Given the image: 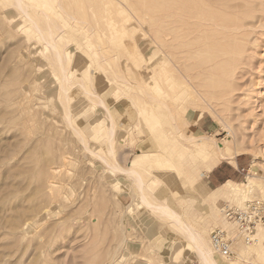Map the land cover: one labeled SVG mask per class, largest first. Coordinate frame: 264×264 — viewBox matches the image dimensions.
Listing matches in <instances>:
<instances>
[{
	"label": "rangeland",
	"instance_id": "374dc122",
	"mask_svg": "<svg viewBox=\"0 0 264 264\" xmlns=\"http://www.w3.org/2000/svg\"><path fill=\"white\" fill-rule=\"evenodd\" d=\"M149 1L34 0L33 20L18 16L10 22L6 12L13 5L0 0V264H201L184 233L143 202L132 177L112 166L128 168L141 152H148L136 167L144 195L195 228L205 227L208 239L209 231L223 225L219 208L224 203L264 198V0H225L232 2L228 5L204 0L216 4L213 13L220 10L219 17L213 14L217 20L205 10L208 2L184 0L178 14V8L171 9L179 5L174 2L173 22L170 17L166 24L164 0L150 1L157 11L147 8ZM198 9L209 17L208 26L189 15ZM225 10L231 12L223 15ZM27 22H36L44 34L52 26L63 36L59 47L47 48L41 31L26 28ZM71 22L76 26L67 25ZM65 48L70 50L63 55L64 68L69 67L66 92L55 54ZM187 48L209 62L199 59L200 64ZM188 65L195 77L186 75ZM149 81L158 87L151 88ZM102 104L113 115L112 140L111 119ZM92 123L98 124L90 128ZM216 143L233 155L212 153ZM237 153L247 161L245 173L233 180L240 182L209 194L196 192L198 179L209 180L212 167H206V158L233 159ZM39 159L46 165L40 168L46 170L45 181L55 185L54 197L48 183L34 176ZM250 244L238 243L229 257L214 250L215 257L219 264L264 257L263 246Z\"/></svg>",
	"mask_w": 264,
	"mask_h": 264
},
{
	"label": "bare ground",
	"instance_id": "6f19581e",
	"mask_svg": "<svg viewBox=\"0 0 264 264\" xmlns=\"http://www.w3.org/2000/svg\"><path fill=\"white\" fill-rule=\"evenodd\" d=\"M10 1V3L13 5V8L12 9H10L8 12H6V15L8 16V18H9V21L10 22H15V20L17 19V17L18 16H20L24 21H27V20H33V17H32V15H31V9H32V5H34V3H33V1L34 0H9ZM151 1V0H150ZM149 1V2H150ZM183 1L184 0H164V6H165V15H164V24H166V23H170V15H171V13H170V4L171 3H177V4H179L178 5V7H175V5H173L174 7H171V9H173V8H175V9H179V10H175V12H177V14H178V11H181V13L184 11H182V9L180 10V8L183 6ZM186 1V4L187 3H189V2H187V0H185ZM188 1H190V0H188ZM193 1V0H192ZM195 1V0H194ZM197 1V0H196ZM195 1V2H196ZM198 1H200V2H202V3H204V2H208V1H204V0H198ZM213 1H217L218 2V0H213ZM220 1V0H219ZM234 1V0H233ZM149 2H147V3H149ZM152 2V1H151ZM149 3V5L147 4L146 6H147V8L150 6V4H152L153 6H154V4L153 3ZM162 2V4L161 5H163V1H161ZM160 2V3H161ZM199 2V3H200ZM221 2H227V1H222L221 0ZM221 2L219 3L220 5H221ZM236 2V1H235ZM238 2V1H237ZM141 3V2H140ZM174 3V4H175ZM193 3V2H192ZM209 3L210 2H208V3H206V4H204V6H209V8H205V10H210V8H211V10H213L212 9V7L214 6V5H216V4H214V5H209ZM216 3V2H215ZM224 3H222L223 5H224ZM227 3H231L232 4V2H227ZM60 4V3H59ZM195 4H197V2L195 3ZM219 4H218V6L217 7H220L219 6ZM226 4V3H225ZM193 5H194V3H193ZM192 5V6H193ZM197 5H199V4H197ZM226 5H228V4H226ZM224 6V7H228L229 9H230V7L229 6ZM230 5V4H229ZM235 5V4H234ZM234 5H231L232 7L231 8H233L234 9V7H239V6H237V4H236V6H234ZM238 5H240V4H238ZM38 6V5H37ZM61 6V5H60ZM59 6V7H60ZM153 6H150V7H152L153 8V10L154 11H157V9L155 10V7H153ZM188 6V5H187ZM192 6H189V8H192ZM195 6V5H194ZM194 6H193V8H194ZM234 6V7H233ZM44 7V6H43ZM63 7V6H62ZM61 7V8H62ZM149 7V8H150ZM185 7V6H184ZM202 7V6H201ZM201 7L199 6L198 8H200L201 9ZM216 7V6H215ZM45 8V7H44ZM222 9H223V7H221ZM221 8H218V9H221ZM244 8V7H243ZM160 9V8H159ZM195 9V8H194ZM200 9H198V11L197 12H192L191 14L189 13V15H191L192 17H196L197 19H199V22H198V25H204V26H208V19H209V17L207 16V14H205L204 15V13L205 12H201V10ZM221 9V10H222ZM242 9V8H241ZM149 10V9H148ZM160 10H162L163 11V9H160ZM174 10V9H173ZM210 10V11H211ZM217 10V9H216ZM224 10V9H223ZM223 10H222V12H223ZM235 10H236V8H235ZM239 9H237V11H238ZM190 11H192V10H189V12ZM204 11V10H203ZM213 11H215V10H213ZM220 11V10H219ZM219 11H217V13L218 14H216V13H213L212 11V14L211 13H209L210 14V17L213 15V14H215V16L217 15V17H219L218 15H219ZM230 12H231V10H229ZM227 12L228 14L230 13V12ZM21 12L22 13H24V15H22L21 14ZM207 12V11H206ZM151 13V10L149 11V14ZM159 13V12H158ZM172 13H174L173 11H172ZM221 13V12H220ZM233 13H234V15H233ZM232 14H230L231 16L233 15V17L235 16V12H233ZM226 14V10L224 11V14L223 15H225ZM228 14H226V16L228 15ZM241 14V13H240ZM151 16H149V17H151V18H155V17H153L154 15H155V13H154V15H153V13L152 14H150ZM176 15V14H175ZM220 15H222V13L220 14ZM243 15V14H242ZM173 16H174V14L172 15V17H171V21H172V18H173ZM184 17V16H182V14L181 15H179V17ZM214 16V15H213ZM215 16H214V19H216L215 18ZM160 17L162 18V16L160 15ZM159 17V18H160ZM186 17V16H185ZM189 17V16H188ZM187 17V18H188ZM192 17H190V18H192ZM223 17V16H222ZM233 17H231L230 19H232ZM237 17V16H236ZM19 18V17H18ZM72 18L73 19H75L74 18V16H72ZM158 18V17H157ZM156 18V19H157ZM221 18V17H220ZM219 18V19H220ZM225 18H227L226 20H228L229 19V17H225ZM235 18V17H234ZM233 18V20H231L230 22H232V23H234V24H237L238 23V21H236L235 19H237V18H235L234 19ZM177 20L179 19V18H176ZM184 19V21L186 22V18H183ZM153 20V19H152ZM155 20V19H154ZM162 20V19H161ZM174 20H175V18H174ZM176 20V22H180V21H177ZM190 20V19H189ZM217 20V19H216ZM221 20V22H222V20H223V22H224V24L226 23L225 22V20L224 19H220ZM235 20V21H234ZM238 20H239V18H238ZM38 21V20H37ZM158 21H160V19H158ZM163 21V20H162ZM202 21H204V22H202ZM213 21V19L210 21V23ZM215 21V20H214ZM154 22V21H153ZM173 22V21H172ZM175 22V23H176ZM181 22H182V24H183V21L181 20ZM191 21H189V23H190ZM237 22V23H236ZM20 23V21L19 22H16V25L17 24H19ZM162 22H160L159 24H161ZM187 23V22H186ZM194 23V22H193ZM214 23V22H213ZM212 23V24H213ZM215 23H218V22H215ZM214 23V26L216 25ZM70 24H73V25H75L76 26V22L75 23H73V22H71V23H68L67 25H70ZM156 25H158V27H159V24H157V23H155ZM155 24H153L154 26H156ZM219 24V23H218ZM228 24L230 25V23H229V21H228ZM227 24V25H228ZM15 25V24H14ZM162 25V24H161ZM160 25V26H161ZM176 27H177V24H174ZM178 25H181V23L180 24H178ZM191 25V24H190ZM232 25V24H231ZM238 25V24H237ZM239 25H240V23H239ZM25 26H26V28H36V30H39V33H40V31H41V29L39 28V25H37V23L36 22H33V23H28L27 22V24L25 23ZM166 26V25H165ZM50 27H52V26H49V30H48V32L46 33V34H44L42 31H41V36L40 37H42V38H44L45 39V42H46V47L48 48V47H52V48H58L59 46H58V40H60L63 36L59 33V32H57V31H55V30H53L52 28H50ZM197 27V26H196ZM224 27V26H223ZM232 27L235 29V30H238L237 29V26H233L232 25ZM239 27V26H238ZM240 27H241V25H240ZM239 27V28H240ZM25 28V27H24ZM161 28V27H160ZM171 28H173V27H171ZM178 28V27H177ZM186 28L187 27H185L184 29L186 30ZM195 28V27H194ZM200 28V27H199ZM211 28V27H210ZM230 28V30L232 31V29H231V26L229 27ZM188 29L190 30V27H188ZM200 29H203V27L202 28H200ZM206 29V28H205ZM205 29H203V30H205ZM208 29H209V27H208ZM212 29L213 28H211V31H212ZM215 29H216V27H215ZM233 29V30H234ZM86 30V29H85ZM217 30V29H216ZM160 31H162V30H160ZM187 31V30H186ZM193 31H195L194 29H193ZM196 31H197V29H196ZM195 31V32H196ZM200 31V30H199ZM164 34H166L165 33V31H162ZM175 32V31H174ZM198 32V31H197ZM203 32V31H202ZM207 32V31H206ZM218 32V31H217ZM216 31L214 32L213 31V33H217ZM233 32V31H232ZM236 33H237V31H235ZM233 33V34H236V33ZM86 33V32H85ZM162 33V35H160V36H163L164 34ZM169 33V32H168ZM179 33V32H178ZM183 33H184V31H183ZM182 33V31H181V34H183ZM187 33V32H186ZM212 33V34H213ZM199 33H197V34H195V35H198ZM209 34V33H208ZM211 34V35H212ZM242 34V33H241ZM157 35V34H156ZM184 35V34H183ZM206 35V34H205ZM204 34H203V37L205 36ZM211 35H209V38H210V36ZM214 35V34H213ZM212 35V36H213ZM217 35L218 36H222V34H218L217 33ZM216 35V36H217ZM85 36H87V35H85ZM165 36V35H164ZM163 36V37H164ZM168 36V35H167ZM172 36H174V35H172ZM171 36V37H172ZM177 36H179V35H177ZM185 36V35H184ZM200 36H201V34H200ZM199 36V37H200ZM217 36V37H218ZM220 36V37H221ZM223 36H225V35H223ZM222 36V37H223ZM188 37V36H187ZM191 37H195V36H191ZM198 37V38H199ZM219 37V38H220ZM236 37H237V34H236ZM241 37V36H240ZM161 38V37H160ZM170 38V37H169ZM190 38V37H189ZM198 38H194L196 41L197 40H200V39H198ZM212 38V37H211ZM214 38H215V36H214ZM217 39L216 41H217V43H218V40H220V39H222V38H220V39ZM224 38V37H223ZM38 39V38H37ZM171 39H173V37L171 38ZM171 39H170V41H171ZM203 39V41L202 42H204L205 40H204V38H202ZM206 39V38H205ZM216 39V38H215ZM166 40V39H165ZM174 40V39H173ZM172 40V41H173ZM188 40H190V39H187L186 41H188ZM230 40V39H229ZM243 40V39H242ZM190 41H192V40H190ZM208 41V40H207ZM207 41L205 42V43H207ZM228 41V40H227ZM198 42V41H197ZM196 42V43H197ZM200 42V41H199ZM211 42V41H210ZM177 42H175L174 44H176ZM180 43H182L183 45H184V43L182 42V41H180ZM186 43V42H185ZM193 43H195V42H193ZM45 44V43H44ZM170 44V43H169ZM182 44H176V45H178V47H180ZM200 44V43H199ZM197 45V46H199L200 47V45H202V46H204L203 44H200V45ZM210 44V43H209ZM208 44V45H209ZM216 44V43H215ZM218 44H220V43H218ZM223 44V43H222ZM230 44V43H229ZM171 45V44H170ZM173 45V44H172ZM170 46V47H172L173 48V46H174V49H175V46L176 45H173V46ZM180 45V46H179ZM185 45H187V44H185ZM206 45V44H205ZM213 45H214V42H213ZM217 45V44H216ZM221 45V44H220ZM225 44H223V46H224ZM205 47V46H204ZM210 47H211V45H210ZM234 47H235V45H234ZM45 48V47H44ZM180 48H182V46L180 47ZM194 48V50H192V51H196L195 50V48H196V46H194L193 47ZM198 48V47H197ZM196 48V49H197ZM207 47H205L204 49H206ZM212 48V47H211ZM215 48V47H214ZM213 48V49H214ZM219 48H221V47H218V49ZM224 48H226V47H224ZM46 49V48H45ZM188 49L189 48H187V51H186V49L184 50V52H182V53H184L185 54V51H186V53L188 52L189 53V51H188ZM217 49V48H216ZM216 49H214L215 51H216ZM233 49V48H232ZM182 50V49H181ZM180 50V51H181ZM190 50V49H189ZM191 50H190V53H191ZM201 50H202V48H201ZM200 50V51H201ZM206 50H208V49H206ZM213 50V51H214ZM220 50V49H219ZM218 50V51H219ZM225 50H227V51H229V48H227V49H225ZM72 51V50H71ZM170 51V50H169ZM180 51H178V52H180ZM183 51V50H182ZM210 51V50H209ZM212 51V50H211ZM210 51V52H211ZM235 51V50H234ZM198 52V51H197ZM207 52V51H206ZM222 52V51H221ZM233 52V51H232ZM187 53V55H191V54H188ZM196 53V52H195ZM204 53V51L201 53V54H203ZM217 53H219V52H217ZM225 53H226V51H225ZM56 58H57V62L59 63V65L61 66V68H62V70H63V73H62V84H61V88L66 92V90H67V83H68V81H70L69 80V72L67 71V69L69 68H67V69H65L64 68V57H63V55L64 56H68L69 54H70V50L68 49V48H65L64 49V52L62 53V52H60V51H56ZM169 54V53H168ZM180 54V53H179ZM183 54V55H184ZM198 54V53H197ZM199 54H200V52H199ZM207 54V53H206ZM175 55V54H174ZM182 54H180V56H181ZM187 55L185 54L184 56H185V58H188L189 59V57H187ZM192 55L194 56L195 55V57L194 58H196V54H193L192 53ZM191 55V56H192ZM212 55H214V56H216L214 53H212L211 54V57H212ZM222 55V54H221ZM220 55V56H221ZM225 55V54H224ZM180 56H179V58H180ZM203 56H205L204 58H207V59H209V56H207L206 57V55H204L203 54ZM223 56V55H222ZM198 57V56H197ZM199 57H200V55H199ZM226 57V56H225ZM237 57V56H236ZM176 58V57H175ZM184 58V57H183ZM177 59H178V57H177ZM181 59V58H180ZM197 59V58H196ZM195 59V60H196ZM200 59V61H201V59L202 60H204L203 59V57H200L199 58ZM199 59H197L198 61H199ZM213 59H215V58H213ZM197 60L195 61L196 63H197ZM216 60H217V58H216ZM179 61H181V60H179ZM199 61V63L201 64L202 62L204 63H206V61L207 62H209V60H204V61H202V62H200ZM229 61V60H228ZM184 62V61H183ZM190 62V61H189ZM194 62V59L192 60V63ZM194 62V63H195ZM211 62V61H210ZM191 63V62H190ZM191 63V64H192ZM204 63V64H205ZM176 64H178V63H176ZM181 64V63H180ZM187 64V61H186V63H185V65ZM200 64L199 65H197V66H199L200 67ZM209 64V63H208ZM59 65H58V67H59ZM185 65H183V66H185ZM189 66L190 65H188V69H187V72L186 73H188V74H186V75H189L191 72L189 71L188 72V70H189ZM194 66L196 67V65L194 64ZM194 66L193 67H191L190 69H194ZM206 66V65H205ZM198 67V68H199ZM183 68H187V67H183ZM197 68V67H196ZM230 68V67H229ZM149 69H151V68H149ZM177 69L182 73L183 71H182V68L179 66V64H178V66H177ZM192 69V70H193ZM200 69V68H199ZM195 70V69H194ZM205 70V69H204ZM211 70V69H210ZM70 71V70H69ZM177 71V70H176ZM202 71V70H201ZM201 71H200V73H201ZM212 71V70H211ZM222 71H223V69H222ZM149 72L151 73V75L153 74V72H152V70H149ZM178 72V71H177ZM203 72V71H202ZM226 72V71H225ZM225 72L223 71V73L225 74ZM71 73V72H70ZM193 73V72H192ZM191 73V74H192ZM195 73V72H194ZM193 73V74H194ZM196 73H197V70H196ZM190 74V75H191ZM193 74H192V76H193ZM180 75V74H179ZM182 76H183V73H182ZM202 76V75H201ZM183 77H187V76H183ZM189 77V76H188ZM187 77V78H188ZM193 77H195V76H193ZM167 79V78H166ZM181 79H183L182 77H181ZM186 79V78H185ZM191 79H192V77H191ZM156 80V79H155ZM170 80V79H169ZM188 80V79H187ZM152 81V80H151ZM151 81H149V82H151ZM158 81V80H157ZM182 81V80H181ZM184 81V80H183ZM148 82V83H149ZM187 82H189V81H187ZM159 83V82H158ZM171 83H173V82H171ZM194 83V82H193ZM147 84V83H146ZM170 84V83H169ZM187 84V83H186ZM189 87H191V82H189ZM148 85V84H147ZM155 86H157V84L156 83H154V82H151L150 83V87L151 88H155ZM175 86V85H174ZM179 86V85H178ZM196 86V85H195ZM158 87V86H157ZM193 88H194V90L196 89V90H198L197 88H195L194 86H193ZM193 88H191V93H193L194 91H192L193 90ZM175 89V88H174ZM178 89V88H177ZM176 90V89H175ZM190 90V89H189ZM198 93V95L200 94V92L199 91H197ZM153 93V92H152ZM194 94H195V92H194ZM194 94H193V96H194ZM198 95H196V98H197V96ZM200 97H202V95L200 94ZM101 99V98H100ZM153 99V98H152ZM102 100V99H101ZM122 100V99H121ZM103 101V100H102ZM166 103V102H165ZM156 105V104H155ZM192 105H193V103H192ZM195 105V104H194ZM102 106L105 108L104 110L108 113V118H110L111 119V122H110V127H109V129H108V139L109 140H112L111 138L113 137V135H114V133H115V127L113 126V115H112V113H111V109L108 107V106H106V104H102ZM181 106V102H177V107H180ZM150 107V106H149ZM176 107V106H175ZM152 108V107H151ZM150 113V112H149ZM152 114V113H151ZM68 116H69V114H67ZM155 115V113H153V115H151V119L152 120H149V121H154L153 119H154V117L152 118V116H154ZM147 117H150V115L148 114V116ZM98 122V121H97ZM147 123V122H146ZM153 123V122H152ZM151 123V124H152ZM155 123H156V120H155ZM158 123V122H157ZM93 124V123H92ZM98 123H94L93 125H91V127L90 128H92V127H95L96 125H97ZM148 124V126H149V124H150V122L149 123H147ZM152 126V125H151ZM149 128H151V127H149ZM152 128H153V126H152ZM152 135V134H151ZM181 135H183V134H181ZM213 148V152L212 153H214V154H217L218 153V155H220V157H225V156H231V155H233V153H231V152H229L226 148H224L222 145H220L219 143H216L215 144V146L214 147H212ZM111 151L113 152V148L111 147ZM147 154H148V152H141V153H139V154H136V156H135V158H134V160L130 163V165H129V167L128 168H123L122 166H119V165H115V164H112V166L115 168V169H117V170H121V171H123L124 173H126V174H128L130 177H132L133 178V180H134V182H135V184L138 186V188H139V190L141 191V194H140V197H141V199L143 200V202L147 205V206H149V207H152V208H154L155 210H157L160 214H162V215H166L168 218H170V221L172 222V224L174 225V226H176V227H178L183 233H184V235L192 242V244H193V247H194V249H193V252H194V254H196V256H197V258L200 260V262H201V264H219V262H218V260L216 259V257H215V253H214V250H215V252H217V253H219V254H221L222 256H226V257H229V256H227V255H224L221 251H219L218 249H216L213 245H212V243H211V239H210V234H209V239L207 238V231H206V229H205V227H203V226H200V227H198V228H195L194 226H192L188 221H186L185 219H184V217L181 215V214H179V213H177L176 211H174V210H172L169 206H167L166 204H164V203H153L152 201H150L145 195H144V192H143V184H142V180L140 179V177L137 175V171H136V167L141 163V162H143L144 161V159L147 157ZM34 155V154H33ZM37 161H39L40 163H39V168H38V170H39V173H36L37 175H34L35 177H36V179L39 181V183L41 182V184H43L44 183V181H45V177H47L46 175V170L45 169H43V168H46V165H45V167H43V165H44V160L41 162V159H39V160H37ZM44 162V163H43ZM206 167L207 168H211L214 164H216L217 162H218V159H216L215 157H213L212 156V158H210L209 160H207V158H206ZM34 163V162H33ZM60 165V164H59ZM41 167H43L42 169L43 170H41L40 171V168ZM60 167V166H59ZM31 168V167H30ZM33 170V169H32ZM47 170H48V168H47ZM61 170V169H60ZM37 171V170H36ZM51 171V169L49 170V172ZM47 173H48V171H47ZM52 179L53 180H55L54 179V174H53V170H52ZM51 173L49 174V175H51ZM55 173V172H54ZM17 176V175H16ZM171 179H176V176H171ZM47 180L48 179H46V181H45V184H47V188H48V190L51 192V194H52V197H54V195H55V190H54V183H53V181L52 180H48V182H47ZM44 184V186L43 187H45L46 185ZM39 187V186H38ZM46 188V187H45ZM42 194V193H41ZM51 194H49V195H51ZM63 194V193H62ZM40 198V197H39ZM244 202L245 201H243V202H236L235 204H237V205H243L244 204ZM62 203V202H61ZM64 204V203H63ZM61 205V204H60ZM59 205V206H60ZM65 205V204H64ZM49 207V206H48ZM220 209V212H221V216H222V224L223 225H220V226H222V227H225V228H227V229H229L230 231H233L234 229V226H235V223L234 222H230V221H228L227 219H225L224 218V214L222 213V210H221V208H219ZM48 211H49V209H48ZM50 213V212H49ZM42 224V223H41ZM263 224H261L260 226H262ZM209 233H210V231H209ZM256 240V239H255ZM255 240L254 241H252V242H255ZM251 243V242H250ZM250 243H246V246H247V244H250ZM248 247H251V244L248 246Z\"/></svg>",
	"mask_w": 264,
	"mask_h": 264
},
{
	"label": "built area",
	"instance_id": "2783aa9c",
	"mask_svg": "<svg viewBox=\"0 0 264 264\" xmlns=\"http://www.w3.org/2000/svg\"><path fill=\"white\" fill-rule=\"evenodd\" d=\"M225 218L235 223V229L217 226L210 232L212 245L224 255L236 253L238 243H250L256 239V230L264 223V198L247 200L243 205L224 203L221 207Z\"/></svg>",
	"mask_w": 264,
	"mask_h": 264
},
{
	"label": "crops",
	"instance_id": "0c3cea01",
	"mask_svg": "<svg viewBox=\"0 0 264 264\" xmlns=\"http://www.w3.org/2000/svg\"><path fill=\"white\" fill-rule=\"evenodd\" d=\"M201 116H202V114L198 117V119ZM201 120H202L201 122L203 124H205V120L203 121V117ZM237 154H240V153H237ZM236 155L233 157V159H231L230 157L229 158H223V159L219 160L216 164H214L212 166V168L207 171L208 172L207 177L209 180L206 179V180L201 181L198 179L196 181V183L194 185L196 192L209 194V193L214 192V190L216 188H218L219 186H222L228 182H235V183L240 182V181H233V180L237 179L240 174L245 173L247 161L242 160L241 154L239 156H236ZM223 160H227V164L223 163ZM251 166H252V164H251ZM249 172H250V170H249ZM211 182L215 186L213 184H211ZM216 184H219V185H216ZM220 221H222V216H221ZM256 234H258V236H255L257 241H255L254 243L264 247V242H263L264 225L258 227V232ZM241 248L242 247H240L239 249H241ZM238 253H239V251H238ZM248 263L264 264V257H260V258L256 257V259H254V260L241 262V264H248Z\"/></svg>",
	"mask_w": 264,
	"mask_h": 264
}]
</instances>
